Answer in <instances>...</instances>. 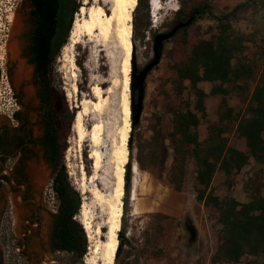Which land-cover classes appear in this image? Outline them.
Returning <instances> with one entry per match:
<instances>
[{"label": "rangeland", "instance_id": "374dc122", "mask_svg": "<svg viewBox=\"0 0 264 264\" xmlns=\"http://www.w3.org/2000/svg\"><path fill=\"white\" fill-rule=\"evenodd\" d=\"M25 1L0 0V117L5 119H9L8 116L16 108L12 95L14 86L21 87L25 102L33 104L36 102L33 98L35 89L31 83L32 66L22 54L23 33L26 30L25 17L28 11ZM89 1L93 2V0ZM159 1L164 3L165 7L158 11L156 18L152 14L150 0H147L148 8L142 4L135 28L134 19L132 20L131 38L136 74L154 58V37L173 27L177 9L182 6L184 10H187L190 7L202 5H205L206 8L203 13L195 17L185 33L178 32L163 41L159 49V61L148 71L143 81L141 111L135 122L137 127L134 131H132L131 113H135L137 110L135 105L137 104L138 88L136 87L133 91V103L130 104L131 127L128 137L131 145L130 162H133V165L129 172V181L126 183L127 189L124 188L123 194L122 225L119 230L123 235V244L114 264H256L263 260V257L244 256L238 263L220 260L213 262L219 243L221 224L218 221L217 210L212 205H207L195 198L197 165L193 159L189 158L186 162L184 184L180 191L174 190L167 180V172L173 157V150L167 138L164 136L161 138L163 144L158 149L161 161L155 167L154 173L140 169L135 159L137 147L140 145L144 147L151 138V127L155 125V115L161 116L163 134L165 135L171 129L170 119L173 111L182 109L183 101L186 99L190 101L192 107L194 95L187 80L182 84L181 95L175 91V87L178 85L175 64L189 55L194 43L200 39H208L217 32V19L210 16L209 12L213 13L215 17L227 15L233 33L241 35L245 39L244 48L237 57L253 67V76L249 79L236 81L235 84L226 85L229 88L227 95L229 106L233 107L234 111L241 113L245 110L254 82L258 75L264 71V0ZM159 1L157 0V2ZM171 5L175 8H172ZM146 12H148V18H146ZM78 13L79 11L74 13L75 19ZM133 16L134 13L132 18ZM17 19L22 24L14 35V39L8 43L13 24ZM147 21L148 27H144ZM87 38H83V42L77 43L74 49L68 51H65L66 47L60 49L52 67L51 77L53 85L64 93L70 108L76 107L77 110H80L84 103H87L88 113L82 117V123L87 132L91 131L95 122H100L103 125L104 134L99 147L103 166L97 173L99 179H93L95 170L93 159L90 158L93 149L92 143L87 138L80 146L78 136L73 130L74 124L71 125L70 133L66 138L65 150L56 156V162H62L65 165L70 184L81 194L82 204H86L89 211L97 214L100 210L94 205L92 190L98 186L101 191L104 189V195L108 196L111 194V188L115 182L113 166H111V149L114 139L116 141L120 139L119 131L124 122L122 97L125 53L113 33L101 40ZM13 41H16L19 46V54L16 57L13 56L10 49V44ZM21 61L24 62L29 76L22 83L17 84L16 69ZM96 85L100 86L102 94L106 98L105 103L99 109L93 105V102L98 100L93 93V88ZM211 86L212 84L206 81L199 83V87L207 93L205 98L207 115L200 120L197 127L200 139L207 136L208 128L212 123L218 124L221 95L210 94ZM27 87L33 89L30 96L27 95ZM226 127L224 135L228 137L229 145L246 150L244 138L239 137L236 133L235 120L228 121ZM145 160L148 161L147 157ZM40 169H42L40 176L45 177L44 201L48 209L52 210L55 209L57 199L51 188V181L47 178L49 169L43 166ZM211 185L214 193L220 198L232 196L239 201H247L250 193L255 191L264 196V166L250 158L249 162L236 172L229 182H225L224 173L217 170ZM156 213H161L163 216L155 215ZM81 214L80 209L75 217L77 221H80ZM52 220V217H44L38 230L39 244L36 251L38 252L37 257L42 258V262L39 264H87L85 257L90 251L91 243L95 244L96 241L103 239L101 233L96 234L95 232L100 219L96 218L93 222L94 239L88 242L89 237L87 238L89 248L82 260H76L75 255L51 250L48 238ZM10 223L9 218H5L0 225V247L4 254L3 264H26L23 257L14 250L20 232V224L13 231ZM186 224L191 225L193 233L187 230ZM105 231L106 228H102V235Z\"/></svg>", "mask_w": 264, "mask_h": 264}, {"label": "trees", "instance_id": "16d2710c", "mask_svg": "<svg viewBox=\"0 0 264 264\" xmlns=\"http://www.w3.org/2000/svg\"><path fill=\"white\" fill-rule=\"evenodd\" d=\"M25 4L28 11L25 17L22 54L33 64L35 77L40 78L39 94L47 105L45 144L53 167L51 188L57 199V208L52 214L50 247L52 251H62L75 255L76 260H82L88 252L89 239L87 242V232L75 217L81 209L83 198L70 184L65 165L56 162V156L67 146L66 138L79 110L69 107L64 93L53 85L51 75L60 49L70 43L74 13L80 11L83 0H26ZM142 4L148 8L147 0H137L133 11L134 28L137 26ZM205 8L202 5L184 10L181 6L175 12L174 23L188 19L195 10L205 11ZM208 14L217 19V32L208 39H200L194 43L189 55L175 64L178 82L175 91L181 95L182 84L187 80L194 95L193 105L191 107L190 101L186 99L182 109L173 111L171 129L165 135L162 118L155 115L151 138L144 147H137L135 160L140 169L154 173L155 167L161 161L158 155V149L163 144L161 138H167L173 150L172 162L167 172L168 183L174 190L180 191L184 184L186 162L189 158L193 159L197 165L195 198L212 205L218 212L221 228L213 262L220 260L238 263L242 257L250 256L263 257L256 264H264V196L255 191L250 193L247 201H239L232 196L220 198L211 185L217 170H221L225 175V182H229L250 158L264 166V71L254 82L245 110L242 113L234 111L228 104L229 88L226 85L251 78L253 67L237 57L244 48L245 39L233 33L227 15L215 17L211 12ZM194 20L195 17L189 24L177 30L176 34L185 33ZM148 24L147 21L144 27H148ZM233 59L236 60L233 62ZM203 81L212 84L210 94H219L221 98L218 124L212 123L207 136L200 139L197 127L200 120L207 115V93L199 87V83ZM232 119L235 120L237 135L245 140L246 150L230 146L228 137L224 135L227 123ZM136 127L137 123H133L132 131ZM128 150L130 162V143ZM155 215L163 216L161 213ZM186 227L193 233L191 225L186 224ZM122 236L119 232V250L123 244Z\"/></svg>", "mask_w": 264, "mask_h": 264}, {"label": "bare ground", "instance_id": "6f19581e", "mask_svg": "<svg viewBox=\"0 0 264 264\" xmlns=\"http://www.w3.org/2000/svg\"><path fill=\"white\" fill-rule=\"evenodd\" d=\"M83 3L73 22L70 43L66 46L65 51L74 49L77 43L83 42V38L89 37V40L99 38L101 40V38L106 39L109 34L113 33L125 53L123 59L124 81L122 97L124 122L119 131L120 139L119 141L114 139L111 149V166H113L115 182L114 184L112 183V191L108 196L104 195V189L101 191L98 186L92 190L95 202L94 205L100 210L99 213H97L98 215L89 211L86 204H82V214L79 218L90 241L94 239L93 222L96 218H99L100 221L98 225H96L95 232L96 234L101 233L103 237V239L98 240V242L96 241L95 244L91 243L90 251L85 257V262L87 264H114L115 253L119 244L118 232L122 225L125 165L129 161L127 143L131 127L129 87L132 52V14L136 7L137 0H93V2L84 0ZM150 3L152 14L156 18L158 11L165 7L163 6L164 3H161V1L157 2V0H150ZM17 30L18 26H14L13 33H16ZM10 49L14 57L19 54V46L16 41L11 42ZM72 62L74 63V59ZM28 76L29 72L24 62L21 61L16 69L17 84L22 83ZM75 89H77V86H75ZM26 91L28 96L33 93L31 87H27ZM93 93L98 98L97 101L93 102V105L96 109H99L105 103L106 98H104L102 90L98 85L94 86ZM87 107V103H84L83 108L77 112L73 130L78 136L80 146L87 138L91 141L93 149L91 150L90 158L93 159V168L95 170L93 179H99L97 173L103 166L102 154L99 150L104 134L103 125L100 122H95L91 131H86L82 123V117L88 113ZM40 177L42 179L44 178V176ZM101 182L106 186L103 181ZM102 228H106L104 235H102Z\"/></svg>", "mask_w": 264, "mask_h": 264}, {"label": "flooded vegetation", "instance_id": "af4514ba", "mask_svg": "<svg viewBox=\"0 0 264 264\" xmlns=\"http://www.w3.org/2000/svg\"><path fill=\"white\" fill-rule=\"evenodd\" d=\"M203 11L197 10L195 17ZM30 65L35 104L25 102L21 87L14 86L12 95L16 108L8 116L9 119L0 117V225L5 218H9L13 231L20 224L14 250L26 264H39L42 258L37 257L36 251L39 244L38 230L44 217L53 219L55 211L48 209L45 204V177H40L41 166L49 169L48 180L51 181L53 175L45 144L47 105L39 94L40 78L35 77L34 66ZM3 256L0 247V264H3Z\"/></svg>", "mask_w": 264, "mask_h": 264}, {"label": "water", "instance_id": "95a60500", "mask_svg": "<svg viewBox=\"0 0 264 264\" xmlns=\"http://www.w3.org/2000/svg\"><path fill=\"white\" fill-rule=\"evenodd\" d=\"M195 13H197V10H195L188 19L183 20V21H179L178 23H175L173 25V27L171 29H169L166 32L163 33H158L157 35H155L154 37V44H153V51H154V58L138 73L136 74V67H135V56H134V51L132 48V52H131V71H130V104L133 103V91L134 89L137 87L138 88V98H137V104L135 105L137 107V110L135 113H131V117H132V125L133 123H135L138 120L140 111H141V103H142V99H143V81L144 78L146 76V74L148 73V71L157 64V62L159 61V56H160V52L159 49L163 43L164 40L171 38L177 30H179L180 28L186 26L187 24H189L193 18L195 17ZM22 22L17 19L14 24V26H18V30L21 26ZM73 24V22H72ZM13 27H12V31L8 40V43L11 41V39H14V35L17 33H13ZM17 30V31H18ZM7 43V45H8ZM129 140L128 143L129 144ZM133 165V162H128L125 165V174H124V188L126 187V183L129 181V172L131 171V167ZM1 173V171H0ZM118 236H119V232H118ZM119 250V244L115 253V257L116 254Z\"/></svg>", "mask_w": 264, "mask_h": 264}, {"label": "built area", "instance_id": "2783aa9c", "mask_svg": "<svg viewBox=\"0 0 264 264\" xmlns=\"http://www.w3.org/2000/svg\"><path fill=\"white\" fill-rule=\"evenodd\" d=\"M53 192H54V191H53ZM56 208H57V203L55 204V209H52V210H54V211H55V210H56Z\"/></svg>", "mask_w": 264, "mask_h": 264}, {"label": "crops", "instance_id": "0c3cea01", "mask_svg": "<svg viewBox=\"0 0 264 264\" xmlns=\"http://www.w3.org/2000/svg\"><path fill=\"white\" fill-rule=\"evenodd\" d=\"M207 112V111H206Z\"/></svg>", "mask_w": 264, "mask_h": 264}]
</instances>
